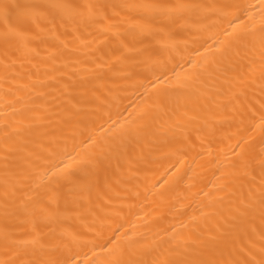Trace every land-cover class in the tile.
Segmentation results:
<instances>
[{"label":"bare ground","instance_id":"obj_1","mask_svg":"<svg viewBox=\"0 0 264 264\" xmlns=\"http://www.w3.org/2000/svg\"><path fill=\"white\" fill-rule=\"evenodd\" d=\"M0 264H264V0H0Z\"/></svg>","mask_w":264,"mask_h":264}]
</instances>
